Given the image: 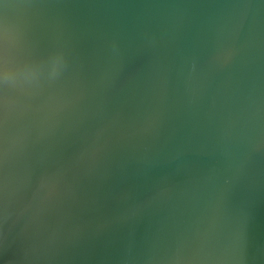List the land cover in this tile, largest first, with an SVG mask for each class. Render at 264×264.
I'll return each mask as SVG.
<instances>
[{
	"label": "water",
	"instance_id": "water-1",
	"mask_svg": "<svg viewBox=\"0 0 264 264\" xmlns=\"http://www.w3.org/2000/svg\"><path fill=\"white\" fill-rule=\"evenodd\" d=\"M0 264H264V0H0Z\"/></svg>",
	"mask_w": 264,
	"mask_h": 264
}]
</instances>
